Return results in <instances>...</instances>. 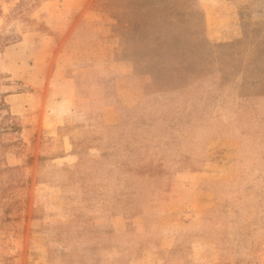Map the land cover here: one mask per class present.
<instances>
[{"label": "rangeland", "instance_id": "rangeland-1", "mask_svg": "<svg viewBox=\"0 0 264 264\" xmlns=\"http://www.w3.org/2000/svg\"><path fill=\"white\" fill-rule=\"evenodd\" d=\"M63 49L85 115L41 134L16 95ZM20 239L30 264H264V0H0V264Z\"/></svg>", "mask_w": 264, "mask_h": 264}, {"label": "crops", "instance_id": "crops-1", "mask_svg": "<svg viewBox=\"0 0 264 264\" xmlns=\"http://www.w3.org/2000/svg\"><path fill=\"white\" fill-rule=\"evenodd\" d=\"M85 19L86 17H83L79 21V23L76 22L74 24V30L72 31L70 38H77L86 33V31H84ZM86 34L89 37L90 34ZM91 35H96V37L98 38V35L93 32L91 33ZM99 46L96 47V53H100ZM77 53L78 52L73 51L70 55L68 54V51H66V54H64L63 49L62 52L59 53V56L57 57L52 68H50V72L47 71L48 62H46L40 68V74L34 81V89L30 90L29 93H20L16 95V101H23L22 104H19L17 106L16 112L19 116H24L27 118L28 122H30V125L32 126L33 131H37L42 134L46 127H57L60 124H63L64 120L70 116L78 117L81 115H85L84 111H81L80 109V102L82 101V92L80 91V78L72 69L77 63H87L91 60H89V58L86 57V54L84 53H82V55L80 54L81 57L79 58L77 57ZM93 62H95L93 67L96 69H100L99 58ZM87 67L89 66L87 65ZM93 83L97 85V87L100 86V76H97L96 80L94 79ZM29 95L31 97H29ZM97 95V102L99 103L100 100L104 102V117L108 116L109 118H113L115 121H118V117H120V114L116 112V110L118 111V105L114 106L111 103V99L106 98L104 95L100 97L99 92L97 93ZM116 100L117 98L114 96L113 101L116 102ZM136 101L137 99L122 105L128 108H132L137 103ZM98 105L96 106V109L100 111V106ZM44 148V143L40 142L36 145V147L34 146V148L32 149V155L36 156V160L34 162L35 168L28 176V180L29 178H31L33 179V181H35V183H47V185L51 188L49 193H52L54 182H51L50 179H45L40 175V168L42 167L44 162L43 160L39 159V156L44 154ZM65 149L68 151H71L73 149L72 137L70 136H68V144L66 142L63 147V150ZM71 158H73V156L70 154L69 159ZM203 174L204 172H195L188 175L187 179L190 178V181L188 180V183L184 185V190L182 191V193L187 192L188 190L193 192L198 185V179L200 178V176H203ZM38 192H40L39 189H37L35 192L37 197ZM34 221L35 220L30 221L29 225L31 228H40L42 226ZM32 245V240L27 242H23L22 239H20V241L17 240L16 251L13 255L14 259L12 260L15 261L16 264H30V261L34 260L35 258V256L32 254ZM7 259L8 257L5 258V260ZM2 260H4V257L3 255H0V261Z\"/></svg>", "mask_w": 264, "mask_h": 264}]
</instances>
